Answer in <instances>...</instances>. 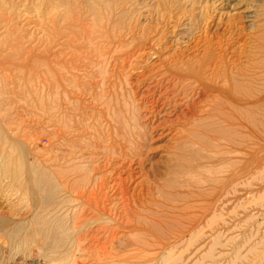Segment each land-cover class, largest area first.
<instances>
[{
    "label": "rangeland",
    "instance_id": "1",
    "mask_svg": "<svg viewBox=\"0 0 264 264\" xmlns=\"http://www.w3.org/2000/svg\"><path fill=\"white\" fill-rule=\"evenodd\" d=\"M212 7L210 0H0V264L72 262L73 231L78 227H71V219L79 206L70 197L79 188H91V170L98 165L111 163L106 170L102 166L101 173L109 178L107 189L114 185L109 177L112 168L126 163L120 151L126 149L125 99L131 94L136 104L149 105L152 97L146 95L159 89L155 80L139 83L156 57H145L136 69L127 68L124 84L113 77L120 70L117 65L132 41L140 44L147 32L158 39L157 30L167 32L176 24L181 31L187 20L201 19L205 9L218 16L220 9ZM204 22L199 23L203 29ZM175 39L170 35L166 46ZM256 108L258 112L254 108L252 113L257 116L245 117L244 153L240 158L214 155L209 163L213 170L217 159H233L216 174L207 173L206 152L188 139L174 144L156 136L145 143L140 151L145 174L142 177L138 169L133 173L127 194L130 204L116 196L119 210L129 213L128 264H264V108ZM145 114L136 116L143 126ZM99 115H104L100 128L106 130L108 125L109 131L98 144L94 127ZM173 150L177 159H172ZM189 165L197 172L189 187L181 174L175 190L164 188L165 197L153 194L151 187L145 192L139 187L146 176L150 183L173 181L169 171L193 168ZM124 166L129 169V162ZM78 167L85 171L84 177L88 174L86 180L77 173ZM67 176L69 182L74 178L71 192L64 188ZM133 198H139L144 208ZM152 200L168 206L158 207ZM92 211L85 212L78 225L83 231H96L97 243L103 244L107 234L102 227L118 220Z\"/></svg>",
    "mask_w": 264,
    "mask_h": 264
},
{
    "label": "bare ground",
    "instance_id": "2",
    "mask_svg": "<svg viewBox=\"0 0 264 264\" xmlns=\"http://www.w3.org/2000/svg\"><path fill=\"white\" fill-rule=\"evenodd\" d=\"M210 1L214 8L220 9L218 16L214 12L205 9L201 19L195 20L191 18L187 20L186 23L182 24L181 31V25L176 24L172 30L167 32L159 31L160 29L157 30L155 34L159 35L158 39H152V37L147 36L149 35L148 32L147 35L143 33L144 36L146 35L143 38V34L141 35L143 41L140 44L132 41L130 48L124 53L125 57L123 58V62L120 61L122 63L119 62L120 65H117L120 70L115 72L116 74L114 73L113 77L119 80V84H124L128 82V75L126 73L127 68L132 67L136 69V65L142 62L145 57H148L147 59L156 57L157 60L149 64L151 67L150 73L147 75L144 74V78L139 80V83H143L145 79L155 80L159 89L157 93L153 91L152 93L148 92L149 94L147 95L145 94L148 97H152V101H149V105L143 104V101L136 104L131 94H128L125 99L126 112L123 117V137L126 143V149L124 150L120 147V149H122L120 151H122L121 156L124 159L123 161L126 163L129 162L130 168L128 167L129 169H126L124 166L126 163H122L123 165L117 168H112L111 172L109 171L111 173L109 177L113 179L115 183L113 182L114 185L107 189L109 178L101 173L104 170L101 168L103 165H98V167L95 165L96 167H93L91 170L94 173V176L90 179L91 188L82 186V189L79 188V190L76 191L78 189L77 187V189L73 191L74 193L77 192L74 197H70L73 192L70 193L71 195L69 197L72 198L71 200L77 202V206H79L76 213L72 211L74 215L70 214L72 215L71 220H73L71 222V227H78V230L73 231L72 240H74V243L70 251L72 257V262L70 261V264H88L87 261L89 260L94 261L96 264H101L102 262H114L117 264L129 263V244H131L128 240L129 231L131 229L129 213L124 209V211L119 210L117 205L119 200L117 198L127 201L129 199V201H131L127 196L129 192L128 184L130 181H134L133 173L137 172L135 171L136 169H138L137 173L141 174L142 177L145 174V168L143 166L144 158H142L140 151L145 147V143L150 140V138L156 136L159 137L157 139L168 138V140L173 141L174 144L177 143L178 139H188L206 152L203 157L205 159L203 166L206 167L208 174L209 171L210 174H216L218 170L223 168V165H226V162L227 165L233 162V159H229L231 162L227 161V159H225L226 157L234 154L237 158H240V155L244 153L242 139L244 135H247L243 131L246 128L245 120L247 119H245V117L248 114H255L256 112L252 113V109H257L256 107L260 106V108H264V0ZM201 21H205V29L202 28L203 24L199 25ZM119 24H122V22ZM101 25L102 24H100V26ZM121 28L124 27L121 26ZM107 29L109 31V28ZM170 35L176 39L171 42L170 46H166ZM153 45L156 47L154 48ZM120 59L122 58L120 57ZM146 96L142 97L144 98ZM251 100L255 101L250 102ZM100 101L105 103L102 99H100ZM183 107L184 110L182 109V111L178 112V110ZM140 112L146 113L145 117L147 123L144 126L138 121L139 117H136ZM111 114H113L112 111ZM111 114L109 113L108 115L110 118ZM104 115H99L97 117V122L94 127L96 130L94 137L98 144L104 140L105 133L109 131L108 125H105V127H107L106 130L100 128L102 125L100 122ZM115 117L116 116H114V118ZM254 121H256V119H254ZM157 131H160V133L155 134ZM173 148H177V146H173ZM112 153H118L120 155L117 150H114ZM174 153L173 150L172 159H177ZM216 154L225 158L217 159L215 163L216 168L213 170L209 163L214 160L213 156ZM182 157L185 156L182 155ZM237 158L234 159L236 160ZM85 164L86 163H84V165ZM110 166L111 163H106L103 167H105L106 170V168ZM69 169H66L67 173L74 172L73 169L72 171ZM75 169L76 166L74 170ZM211 169L215 172L211 171ZM79 172L83 181L86 180L88 174L87 177H84L86 175L85 171L80 169V167L77 169V173ZM169 172L174 173L175 177L173 181L168 180L160 184L158 181L154 180L150 183L149 177L146 176V179L142 180L139 184L141 191H149L147 187H151L152 193L156 191L161 196H164L166 195L164 194V188L176 189V186H178L176 184L177 177H179L180 174L185 187H189L194 183V177L197 173L195 172V166H193V168L182 167V170L173 168ZM221 172L222 171H220V173ZM115 175H117L116 178L114 177ZM69 177L70 176H67V178H65L64 188L67 187L71 192V181L74 178L69 182ZM78 179H75L76 182ZM205 179H210L211 182L212 178L205 176ZM75 180L72 185H74ZM147 184L149 186H147ZM20 187H22L21 184ZM107 190H115V192H112L113 195H109ZM117 191H119V193H117ZM119 194L121 197L116 198ZM170 194L177 195V192L171 191ZM192 194L196 195L193 192ZM133 201L136 206H141L140 204L142 202H139V198H133ZM106 202H108L110 206H107ZM155 202V205L158 207L164 208L168 206L161 201ZM141 208L144 207L141 206ZM89 209L94 210L95 213L99 212L109 217L113 216V219L118 220L117 222L115 221V223L111 222L112 224L102 227L107 234L103 244H100V242L97 243L98 238L95 233L96 231H83L84 229L78 225L82 217L85 216V212ZM94 212L92 211V213ZM107 218L105 221L108 220ZM97 234H99V232ZM142 243L140 245H142ZM134 247L138 249L140 246ZM135 251H137L136 254L142 255L141 250ZM135 259L139 260V258ZM53 261L52 263H55Z\"/></svg>",
    "mask_w": 264,
    "mask_h": 264
}]
</instances>
